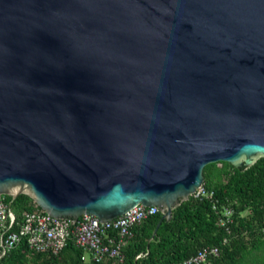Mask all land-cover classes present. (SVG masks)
<instances>
[{"label": "water", "instance_id": "obj_1", "mask_svg": "<svg viewBox=\"0 0 264 264\" xmlns=\"http://www.w3.org/2000/svg\"><path fill=\"white\" fill-rule=\"evenodd\" d=\"M260 157L264 0H0L1 196L170 219L207 164Z\"/></svg>", "mask_w": 264, "mask_h": 264}, {"label": "trees", "instance_id": "obj_2", "mask_svg": "<svg viewBox=\"0 0 264 264\" xmlns=\"http://www.w3.org/2000/svg\"><path fill=\"white\" fill-rule=\"evenodd\" d=\"M202 175L204 193L182 201L170 219H162L164 213L157 208L131 228L122 262L112 258L91 262L90 254L72 239L55 254L35 252L23 239L0 258V264H184L214 247L218 255L209 256L211 264H264V157L249 167L210 163ZM3 197L15 214V224L5 225L8 234L20 231L25 212L44 213L26 194ZM227 211L231 215L222 226L220 219ZM109 234L117 240L115 232Z\"/></svg>", "mask_w": 264, "mask_h": 264}, {"label": "built area", "instance_id": "obj_3", "mask_svg": "<svg viewBox=\"0 0 264 264\" xmlns=\"http://www.w3.org/2000/svg\"><path fill=\"white\" fill-rule=\"evenodd\" d=\"M201 193H204L202 186L192 195ZM156 209L138 205L124 215L106 222L92 215H83L74 221L52 217L45 211L42 214L25 212L20 231L8 234L5 225L7 222L8 227L15 224V214L10 203H5L4 197L0 195V258L23 239L27 240L28 248L35 252L49 251L54 254L64 248L67 240L72 239L78 247L90 254L91 262L97 263L105 258L122 262V248L131 236V228ZM230 215L231 211L225 212L223 216L226 218L220 219V225L225 226ZM112 232L116 233L117 240L111 238L109 233ZM210 255L217 256L218 249L214 247L210 251H199L184 264H211ZM82 259L85 260V257Z\"/></svg>", "mask_w": 264, "mask_h": 264}]
</instances>
